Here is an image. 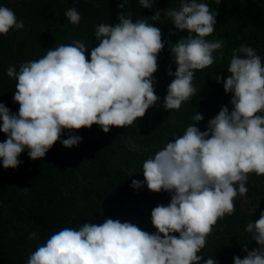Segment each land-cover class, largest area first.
<instances>
[{"label":"clouds","instance_id":"obj_1","mask_svg":"<svg viewBox=\"0 0 264 264\" xmlns=\"http://www.w3.org/2000/svg\"><path fill=\"white\" fill-rule=\"evenodd\" d=\"M126 3L118 6L123 9ZM154 3L139 0L143 8ZM164 15L175 30L188 33L169 47L177 68L174 74L169 71L175 78L163 103L167 110H179L195 94V71L214 63L213 53L223 48V41L206 39L216 23V13L206 3L181 0L179 9H167ZM65 16L74 25L81 20L74 6ZM160 16L156 10L151 20ZM118 20L96 27L98 44L90 60L85 44L75 41L48 49L42 58L21 64L18 72L8 68L7 75L17 81L13 100L19 111L14 114L0 103V132L7 137L0 142L4 169H16L25 149L32 160L44 158L65 130L95 124L108 133L111 127L131 126L160 100L153 73L164 48L161 29L148 19L133 22L132 13L121 14ZM23 27L13 10L0 6V35ZM227 71L230 75L218 76L217 82L232 94L231 112L222 106L206 131L195 124L187 127L143 163L147 188L171 193L167 206L158 205L151 212L155 233L110 218L85 223L78 230L66 227L32 252L27 264H218L198 253L218 220L234 213L237 195L247 193L248 174L264 175V64L252 47L242 44L233 50ZM194 120L200 122L203 116L197 113ZM81 140L69 135L60 142L71 148ZM131 150L138 148L132 145ZM143 186L139 180L131 184L134 189ZM245 231L258 246L251 251L243 246L247 255L234 256V264H264V211ZM36 236L32 232L29 239Z\"/></svg>","mask_w":264,"mask_h":264},{"label":"trees","instance_id":"obj_2","mask_svg":"<svg viewBox=\"0 0 264 264\" xmlns=\"http://www.w3.org/2000/svg\"><path fill=\"white\" fill-rule=\"evenodd\" d=\"M121 3L124 0H0V6L13 10L24 24L23 29L0 35V103L14 114L18 113L19 104L13 100L17 81L7 75L10 66L18 72L21 64L42 58L48 49L75 41L85 44L88 48L85 55L90 60L91 50L98 44L96 27L115 25L119 23V15L127 13H132L133 22L144 18L159 27L164 41L158 54V70L153 73L155 94L160 100L133 125L111 127L108 133L95 124L90 129L65 130L44 158L32 160L25 149L19 156L22 163L16 169H4L0 163V264H27L31 253L52 234L66 227L78 230L85 223H103L108 218L131 222L155 233L151 212L158 205L167 206L171 193H156L147 188L142 172L144 161L153 158L175 137L182 136L191 125L206 131L208 122L222 106L231 112L232 94L225 93L223 82H217V78L226 79L230 75L227 69L234 49L242 44L252 47L264 64V2L207 0L204 3L216 13V23L214 32L206 39L216 41L219 39L214 36L219 35L223 48L213 53L212 65L195 71L192 81L195 94L179 110H167L163 101L172 81L171 78L164 81L167 76L161 75L160 70L173 55L169 47L188 33L175 30L171 18L164 13L167 9H179L181 0H155L150 9L141 7L139 0H127L123 9L118 6ZM73 6L81 14L75 25L65 16ZM156 10L161 12L160 20L152 21ZM176 68L173 62V74ZM197 113L203 116L200 122L194 120ZM69 135L82 137L78 146L62 145L60 141ZM6 138L0 132V142ZM132 145L138 150L132 151ZM133 180L144 186L134 189ZM246 187L247 193L234 199V213L226 214L213 226L207 237L212 250L203 248L198 253L204 259L234 264V256L247 255L243 246L249 251L258 246L245 229L264 211V175L249 173ZM248 201L258 205V212L251 209ZM32 232L37 236L29 239Z\"/></svg>","mask_w":264,"mask_h":264},{"label":"rangeland","instance_id":"obj_3","mask_svg":"<svg viewBox=\"0 0 264 264\" xmlns=\"http://www.w3.org/2000/svg\"><path fill=\"white\" fill-rule=\"evenodd\" d=\"M207 0H198V2H206ZM262 2H264V0H262ZM236 26H238V25H236L235 24V29L237 28L238 29V27H236ZM219 34V33H218ZM214 39H219L220 41H221V39H220V36L219 35H216V36H214ZM173 62H175L174 61V56L172 55L171 57H170V59L163 65V67H162V70H160V74L161 75H163V76H167V79H165L164 80V78H163V76L161 77V79H163L164 81H167L169 78H171L170 80L172 81V79H173V75H169V71H171L172 73H173ZM249 204H251V209L252 210H256V212H258V210L256 209L257 207H258V205H255L254 206V204L252 205V203H250L249 201H248V205ZM264 208V207H263ZM210 246V240H206V245H205V247H204V249H211V246ZM212 250V249H211Z\"/></svg>","mask_w":264,"mask_h":264}]
</instances>
